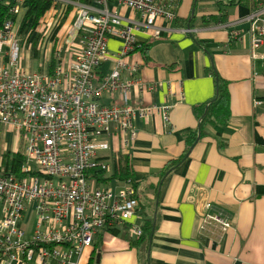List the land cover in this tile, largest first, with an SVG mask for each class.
<instances>
[{
	"label": "built area",
	"instance_id": "1",
	"mask_svg": "<svg viewBox=\"0 0 264 264\" xmlns=\"http://www.w3.org/2000/svg\"><path fill=\"white\" fill-rule=\"evenodd\" d=\"M52 1L58 4L53 13L61 17L71 8L72 22L66 45L55 52L53 64L48 55L42 71V65L22 66L27 53L17 19L0 28V137L12 127L24 157L19 173L4 164L7 148L0 158V264H82L84 251L102 232L142 236L134 178L114 189L103 176L116 169L115 139L129 145L138 119L160 113L169 120L166 103H130L133 92H152L157 85L139 78L141 64L129 57L139 43L135 31L160 37L168 30L160 22L175 19L180 1ZM120 7L133 14L125 17ZM20 8L25 10L24 0H16L15 15ZM247 21L258 47L264 43V4L252 9ZM111 37L122 40L116 55L108 50ZM105 94L122 103H104ZM212 208L210 201L203 203L202 226L229 229V218Z\"/></svg>",
	"mask_w": 264,
	"mask_h": 264
},
{
	"label": "crops",
	"instance_id": "2",
	"mask_svg": "<svg viewBox=\"0 0 264 264\" xmlns=\"http://www.w3.org/2000/svg\"><path fill=\"white\" fill-rule=\"evenodd\" d=\"M179 1L178 18L160 22L168 29L160 37L135 31L139 42L152 44L146 54L129 57L141 64L138 77L157 85L152 92L136 90L130 103H166L169 120L160 113L138 119L129 145L120 138L113 143V156L129 155L152 232L144 238L128 230L102 232L84 251L82 264L92 256L97 264L98 254V264H264V43L254 46L247 21L254 4L229 6L225 23L202 25L201 16L216 13L214 1ZM192 9L196 24L189 28L184 24ZM120 10L125 17L133 14ZM112 38L120 39L109 38L108 46ZM217 78L228 84L231 116L225 124L203 123L198 111L215 98ZM102 101L122 103L109 94ZM2 142L8 152L22 150L12 127L2 129ZM208 201L213 212L229 218V229L202 226L200 211Z\"/></svg>",
	"mask_w": 264,
	"mask_h": 264
},
{
	"label": "trees",
	"instance_id": "3",
	"mask_svg": "<svg viewBox=\"0 0 264 264\" xmlns=\"http://www.w3.org/2000/svg\"><path fill=\"white\" fill-rule=\"evenodd\" d=\"M200 0H197V2ZM214 1V10L216 13H211L208 15H203L200 17V23L202 25H210V24H223L226 22L227 18V7L229 6H236L239 4H249V2H253L254 6L252 9L256 8L260 4H264V0H212ZM16 4V0H0V28L3 25V23L8 19H15L16 15L12 11V8ZM24 6H25V15L23 18V29L28 30L32 29L35 30V28H39L42 35L46 30L48 29V23H49V15L53 13L54 9L58 7V4L54 3L52 0H24ZM196 6V3L194 4V8ZM71 8L69 7L64 15L60 17L58 26L54 29L52 33L53 36L56 37L57 32H59L62 25L65 23H71L72 19L69 18V12ZM195 9H192L191 17L186 18V24L189 28H192L196 24L195 20ZM178 18L177 15L175 17ZM44 37V35H43ZM152 42L150 40H147L145 42H139L134 52H142L143 54H146L147 50L151 46ZM38 53V52H37ZM36 56V52H34V57ZM55 60L52 59V62ZM53 64V63H52ZM231 98L230 93L228 90V84L225 80H222L221 78H217V93L215 98L211 101L209 106L204 108V110H199L198 114L201 118L202 122H206L208 119L213 120L214 122H219L221 124H225L230 116H231V108H230ZM195 141V137L192 136L190 140V146ZM24 157L21 153H11L7 152L4 156V164L9 168H11L12 171L18 172L20 171V167L23 163ZM116 160V169L113 176L106 177L103 176L104 182L107 184L112 179H118V180H124L127 178L133 177L132 172V165L130 162L129 155L122 153L121 151L117 152L115 155ZM153 229V220L147 219L143 215V221H142V230L143 234L140 236V238H144L146 236H149ZM112 232H118V231H112ZM94 256L91 257V260L88 264H94Z\"/></svg>",
	"mask_w": 264,
	"mask_h": 264
},
{
	"label": "rangeland",
	"instance_id": "4",
	"mask_svg": "<svg viewBox=\"0 0 264 264\" xmlns=\"http://www.w3.org/2000/svg\"><path fill=\"white\" fill-rule=\"evenodd\" d=\"M25 15V10L21 9L16 14L15 19H17V28H18V38L23 44V55L25 57L22 59V66L27 67L31 70H35L39 66L42 65L48 59V55L50 54L52 59H54V54L61 47V44L64 43L66 45V40L69 35V23H65L61 26L59 32H57L56 37L53 36L52 33L54 29L58 26L59 18L61 17L60 13H56L49 15V23L48 29L44 32V37L40 32L39 28H35V30L28 29L27 31L23 29V18ZM120 39L112 38L109 42L108 50L112 55H116L119 47L121 46ZM34 52H36V56L34 57ZM38 52V53H37ZM27 56V57H26ZM53 63V62H52ZM8 138L12 139L11 134L8 133ZM3 139V138H2ZM3 142L0 143V158L3 156ZM111 186L116 189L117 186H123L124 183L122 180H112L110 182Z\"/></svg>",
	"mask_w": 264,
	"mask_h": 264
},
{
	"label": "water",
	"instance_id": "5",
	"mask_svg": "<svg viewBox=\"0 0 264 264\" xmlns=\"http://www.w3.org/2000/svg\"><path fill=\"white\" fill-rule=\"evenodd\" d=\"M99 256H100V254L97 255V264H98V262H99Z\"/></svg>",
	"mask_w": 264,
	"mask_h": 264
}]
</instances>
